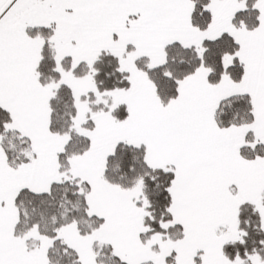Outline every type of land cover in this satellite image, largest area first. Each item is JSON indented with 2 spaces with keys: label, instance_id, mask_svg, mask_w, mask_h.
I'll use <instances>...</instances> for the list:
<instances>
[{
  "label": "snow or ice",
  "instance_id": "6c2138e0",
  "mask_svg": "<svg viewBox=\"0 0 264 264\" xmlns=\"http://www.w3.org/2000/svg\"><path fill=\"white\" fill-rule=\"evenodd\" d=\"M0 264H264V0H0Z\"/></svg>",
  "mask_w": 264,
  "mask_h": 264
}]
</instances>
